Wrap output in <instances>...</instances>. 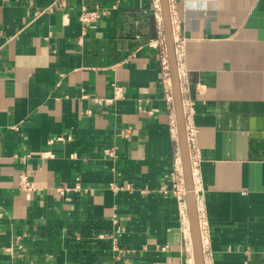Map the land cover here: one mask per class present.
Instances as JSON below:
<instances>
[{"label": "crops", "instance_id": "1", "mask_svg": "<svg viewBox=\"0 0 264 264\" xmlns=\"http://www.w3.org/2000/svg\"><path fill=\"white\" fill-rule=\"evenodd\" d=\"M54 1L0 0V264H194L189 220L160 192L177 144L149 45L157 0H71L34 18ZM169 4L194 103L205 264H264V0ZM84 5L106 12L85 33ZM113 84L124 98L112 106L82 98ZM22 173L36 191H20ZM90 223L111 231L84 233Z\"/></svg>", "mask_w": 264, "mask_h": 264}, {"label": "built area", "instance_id": "2", "mask_svg": "<svg viewBox=\"0 0 264 264\" xmlns=\"http://www.w3.org/2000/svg\"><path fill=\"white\" fill-rule=\"evenodd\" d=\"M71 0H55L53 4L50 6L36 11L34 13V18H38L42 15L46 14H53L55 11V7L59 6L61 8H66L68 6V2ZM155 10L157 12V18L158 23L160 27V35L157 41L151 42L149 45L152 48H156L159 51L161 65H162V80H163V87L165 92L167 93V104L169 107L172 108L171 113V131L173 135V139L175 140L177 144V149L174 154L173 158V168L168 176V183L164 186H162L160 192L163 194H170L174 196L178 202L179 210L181 218L185 221L188 220L187 215V203H186V188H185V179H184V172H183V166H182V159H181V153L180 148L178 146V133H177V124H176V117L174 112V102H173V90H172V80H171V74H170V68H169V61H168V55H167V49L165 44V37L163 33V22H162V14H161V6L159 0H157V4L155 6ZM106 17V12L99 10L98 8H90L87 5L82 6L78 20L81 23L83 27V32L85 33L89 27L98 25L101 20ZM183 41L177 40L175 42V52L177 61L180 56V52L182 50ZM179 72V76H180ZM83 99H91L95 104H98L100 106H112L116 102L122 100L124 98V89L121 86H118L117 84H113V93L111 97L108 98H91L88 94L82 95ZM182 104H183V114L185 119V126H186V134H187V141L189 145L190 150V163H191V169H192V176H193V184L196 192V173L200 166L201 162V156L200 151L196 147L195 144V134H196V128L194 125V103L190 99H184L182 98ZM126 136V135H125ZM66 139L64 137H57L52 140H50V143L53 142H64ZM107 154L110 156H113L112 150H107ZM44 158L50 157L48 153L43 154ZM19 189L21 192L24 193H32L37 190L36 185L29 179L26 173H22L19 177ZM116 189V188H115ZM71 189H58L57 192L64 197L67 201H69L68 193ZM79 186H76L74 188V191H78ZM113 224L117 225V220H113ZM199 225L201 227V221L199 220ZM201 231V228H200ZM185 234V246L186 250L190 253L192 259H193V251H192V242H191V235H190V229L188 228ZM103 238V236H102ZM112 240L113 249L115 251H118L119 247L117 244L116 236L113 234L109 237ZM202 239V234H201ZM204 243V240H202ZM203 246V256L204 261L211 260V253L207 249H204Z\"/></svg>", "mask_w": 264, "mask_h": 264}, {"label": "water", "instance_id": "3", "mask_svg": "<svg viewBox=\"0 0 264 264\" xmlns=\"http://www.w3.org/2000/svg\"><path fill=\"white\" fill-rule=\"evenodd\" d=\"M163 32L167 49L169 68L172 80L173 102L177 124L178 142L182 159V166L186 188L187 215L190 226V235L194 264H205L203 246L199 225V214L195 188L193 184L192 169L190 163V150L187 141L185 119L183 114L182 94L179 80L178 61L175 52V40L171 20L169 0H160Z\"/></svg>", "mask_w": 264, "mask_h": 264}, {"label": "trees", "instance_id": "4", "mask_svg": "<svg viewBox=\"0 0 264 264\" xmlns=\"http://www.w3.org/2000/svg\"><path fill=\"white\" fill-rule=\"evenodd\" d=\"M80 229L85 233L93 232L95 234H98L100 232H110L111 228L110 226L103 225V223H90L87 225H81Z\"/></svg>", "mask_w": 264, "mask_h": 264}]
</instances>
